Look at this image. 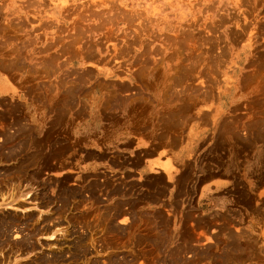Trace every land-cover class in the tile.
I'll return each mask as SVG.
<instances>
[{
	"label": "rangeland",
	"instance_id": "rangeland-1",
	"mask_svg": "<svg viewBox=\"0 0 264 264\" xmlns=\"http://www.w3.org/2000/svg\"><path fill=\"white\" fill-rule=\"evenodd\" d=\"M0 194V264H264V0H0Z\"/></svg>",
	"mask_w": 264,
	"mask_h": 264
},
{
	"label": "crops",
	"instance_id": "crops-1",
	"mask_svg": "<svg viewBox=\"0 0 264 264\" xmlns=\"http://www.w3.org/2000/svg\"><path fill=\"white\" fill-rule=\"evenodd\" d=\"M142 139H139V138H135V140H134V144H135V147L136 148H138V149H142V148H145V144L144 143H142ZM156 157H154V158H149L148 160H152V162H153V160L155 159ZM159 161L160 162H164V159H160L159 158ZM152 163L150 162V163H148V162H144L143 163V166H147V167H149L150 165H151ZM206 188L207 187H210V188H208V189H211V188H214V189H219V188H221L222 186H223V184L221 183V182H219V181H211V182H209V183H207L206 185Z\"/></svg>",
	"mask_w": 264,
	"mask_h": 264
},
{
	"label": "bare ground",
	"instance_id": "bare-ground-1",
	"mask_svg": "<svg viewBox=\"0 0 264 264\" xmlns=\"http://www.w3.org/2000/svg\"><path fill=\"white\" fill-rule=\"evenodd\" d=\"M114 12V11H113ZM129 14V13H128ZM117 17V16H116ZM134 17V16H133ZM110 18V17H109ZM130 18V17H129ZM112 19V18H111ZM110 20V19H109ZM106 21V20H105ZM75 27H77V26H75ZM99 27V26H98ZM90 28V27H89ZM92 28V27H91ZM90 28V29H91ZM88 29V28H87ZM89 29V30H90ZM146 29V28H145ZM96 32V31H95ZM78 38V37H77ZM178 40V39H177ZM78 41V40H77ZM177 42V41H176ZM184 42V41H183ZM78 43V42H77ZM128 44V43H127ZM178 44V43H177ZM183 44H185V43H183ZM69 45H71V44H69ZM87 51V50H86ZM88 53V52H87ZM50 62V61H49ZM10 63V62H9ZM53 67V66H52ZM40 69V68H39ZM193 70V69H192ZM49 72V71H48ZM184 72V71H183ZM170 85V84H169ZM172 88V87H171ZM170 92V91H169ZM171 93V92H170ZM171 95V94H170ZM175 96V95H174ZM137 97V96H136ZM33 101V100H32ZM118 102V101H117ZM63 104V103H62ZM7 135V134H6ZM8 136V135H7ZM10 139V138H9ZM6 146V145H5ZM13 153V152H12ZM1 195V194H0ZM8 196V195H7ZM10 196V195H9ZM25 196V195H24ZM27 198V197H26ZM7 200V199H6ZM43 214V213H42ZM39 216V215H38ZM37 223V222H36ZM49 224V223H48ZM41 225V224H40ZM47 234V233H46ZM27 235V234H26ZM238 236V235H237ZM19 241V240H18ZM82 245V244H81ZM238 249V248H237ZM28 252V251H27ZM264 252V251H263ZM48 256V255H47ZM49 257V256H48ZM2 264V263H1ZM9 264V263H8Z\"/></svg>",
	"mask_w": 264,
	"mask_h": 264
}]
</instances>
